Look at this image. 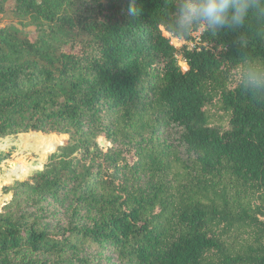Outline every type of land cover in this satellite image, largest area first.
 I'll use <instances>...</instances> for the list:
<instances>
[{
	"label": "trees",
	"instance_id": "obj_1",
	"mask_svg": "<svg viewBox=\"0 0 264 264\" xmlns=\"http://www.w3.org/2000/svg\"><path fill=\"white\" fill-rule=\"evenodd\" d=\"M174 7L0 0L36 32L0 27V138L75 139L13 188L0 264H264V97L235 75L264 40L201 32L178 51Z\"/></svg>",
	"mask_w": 264,
	"mask_h": 264
},
{
	"label": "clouds",
	"instance_id": "obj_2",
	"mask_svg": "<svg viewBox=\"0 0 264 264\" xmlns=\"http://www.w3.org/2000/svg\"><path fill=\"white\" fill-rule=\"evenodd\" d=\"M129 13L135 15L137 8L131 5ZM164 26L177 39L196 31L235 34L234 43L245 50L253 39L264 40V0H175ZM235 75L241 90L257 99L264 97V57L242 56Z\"/></svg>",
	"mask_w": 264,
	"mask_h": 264
},
{
	"label": "rangeland",
	"instance_id": "obj_3",
	"mask_svg": "<svg viewBox=\"0 0 264 264\" xmlns=\"http://www.w3.org/2000/svg\"><path fill=\"white\" fill-rule=\"evenodd\" d=\"M8 25H14L23 32L29 33L31 38L36 36L34 27L23 26L14 14H0V27ZM200 33V31L193 33L189 41L171 38V43L178 51L185 46L191 49L198 41ZM166 36L169 37L167 34ZM177 59L184 69L185 62L180 54ZM74 140V136L71 135L37 132L0 138V211L11 200L12 190L18 183L26 181L37 172L44 171L50 157L58 152L60 146ZM97 144L104 151L110 147V143H107L104 137L98 138ZM72 157L79 158V155L74 154ZM13 173L19 174L15 180L9 181V176Z\"/></svg>",
	"mask_w": 264,
	"mask_h": 264
},
{
	"label": "bare ground",
	"instance_id": "obj_4",
	"mask_svg": "<svg viewBox=\"0 0 264 264\" xmlns=\"http://www.w3.org/2000/svg\"><path fill=\"white\" fill-rule=\"evenodd\" d=\"M19 173H13V174H10V176H9V181H13V180H15L16 178H17V175H18Z\"/></svg>",
	"mask_w": 264,
	"mask_h": 264
}]
</instances>
